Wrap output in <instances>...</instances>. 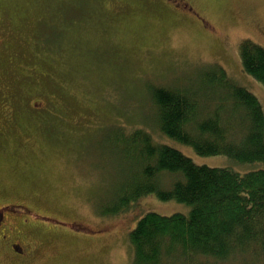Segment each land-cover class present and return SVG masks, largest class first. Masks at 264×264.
<instances>
[{"label":"rangeland","instance_id":"374dc122","mask_svg":"<svg viewBox=\"0 0 264 264\" xmlns=\"http://www.w3.org/2000/svg\"><path fill=\"white\" fill-rule=\"evenodd\" d=\"M182 1L192 9L170 0H0V202L60 222L34 220L46 231L36 254L10 250L0 264H135L129 233L144 213L190 212L149 193L101 214L134 174L113 144L118 135L142 130L197 164L240 173L264 167L199 155L157 127L153 86L195 92L212 68L264 110V85L239 55L244 39L264 47V0ZM205 105L214 112V103ZM173 176L160 173L159 185L169 188Z\"/></svg>","mask_w":264,"mask_h":264},{"label":"trees","instance_id":"16d2710c","mask_svg":"<svg viewBox=\"0 0 264 264\" xmlns=\"http://www.w3.org/2000/svg\"><path fill=\"white\" fill-rule=\"evenodd\" d=\"M239 55L244 70L264 85V47L244 39ZM213 69L199 82L201 100L199 90L153 86L159 131L199 155H224L240 164L264 162L260 101L224 69ZM209 91L222 92L220 100ZM206 102L214 103V112ZM113 144L129 155L134 174L102 215L116 214L149 193L191 206L188 214L150 211L138 219L129 233L135 264H264V167L240 173L197 164L142 130L118 135ZM160 173L174 175L169 188L159 185Z\"/></svg>","mask_w":264,"mask_h":264},{"label":"flooded vegetation","instance_id":"af4514ba","mask_svg":"<svg viewBox=\"0 0 264 264\" xmlns=\"http://www.w3.org/2000/svg\"><path fill=\"white\" fill-rule=\"evenodd\" d=\"M170 2L176 3L178 7L185 10L192 9L186 1L170 0ZM17 207L18 205L12 202H0V255H4L7 251L12 250L19 255L31 258L36 254L35 250L39 246V240L36 237L42 236L46 232L34 220L53 223L60 222L28 207L22 208V212L16 214ZM66 225H69L71 228L90 231L88 226H81L79 224Z\"/></svg>","mask_w":264,"mask_h":264},{"label":"bare ground","instance_id":"6f19581e","mask_svg":"<svg viewBox=\"0 0 264 264\" xmlns=\"http://www.w3.org/2000/svg\"><path fill=\"white\" fill-rule=\"evenodd\" d=\"M231 261H232V260H229L227 263H226V262H225V263L222 262V263H218V264H230Z\"/></svg>","mask_w":264,"mask_h":264}]
</instances>
